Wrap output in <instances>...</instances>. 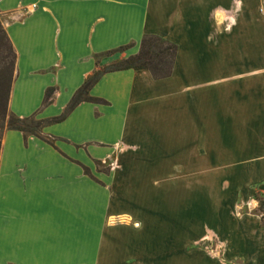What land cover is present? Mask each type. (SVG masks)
Listing matches in <instances>:
<instances>
[{
	"label": "crops",
	"instance_id": "1",
	"mask_svg": "<svg viewBox=\"0 0 264 264\" xmlns=\"http://www.w3.org/2000/svg\"><path fill=\"white\" fill-rule=\"evenodd\" d=\"M0 25L19 118L59 115L143 35L176 46L165 78L103 73L87 94L105 103L43 126L50 144L3 130L0 264H264V0H0ZM147 154L181 158L173 198L137 196L124 160ZM200 172L224 181L200 184Z\"/></svg>",
	"mask_w": 264,
	"mask_h": 264
},
{
	"label": "trees",
	"instance_id": "2",
	"mask_svg": "<svg viewBox=\"0 0 264 264\" xmlns=\"http://www.w3.org/2000/svg\"><path fill=\"white\" fill-rule=\"evenodd\" d=\"M124 47L120 46L115 51H121ZM175 51V44L155 35H143L139 40L137 51L134 54L93 71L73 92L65 108L59 115L47 119H36L32 115L19 118L7 110L10 84L14 77L13 67L15 54L0 25V137L3 129L16 130L22 133V135L31 134L50 144L48 138L40 136V131L43 126L62 120L79 102L105 103L103 100L90 97L87 94L90 86L103 73L125 69L146 70L152 79L165 78L171 72ZM111 52L108 51L105 54L108 55ZM53 92L54 89L52 87L45 89L40 107L50 102ZM83 170L86 171L84 168ZM254 199L256 200L255 211L259 217V225L264 229V196L254 193Z\"/></svg>",
	"mask_w": 264,
	"mask_h": 264
},
{
	"label": "rangeland",
	"instance_id": "3",
	"mask_svg": "<svg viewBox=\"0 0 264 264\" xmlns=\"http://www.w3.org/2000/svg\"><path fill=\"white\" fill-rule=\"evenodd\" d=\"M98 59V58H96ZM99 60V59H98ZM14 68V67H13ZM215 71H217V65H214ZM14 74V70H13ZM4 130V129H3ZM3 132V131H2ZM120 152V151H119ZM122 157H117V160L114 158L112 165L116 164L120 165L121 161L124 160ZM200 163L201 160H205V157L200 156ZM181 158H173L171 156L167 157H159L158 155L147 154L143 157H134L128 158L126 157L124 160L125 164H130L136 167V178L135 182L139 188V193L137 196L139 197H159L161 195L167 196L168 198H173L175 194V190L168 185L171 181L173 182L175 179L180 180L181 177H185L186 174H182L179 170H176L178 164H181ZM96 170L105 173L106 169L105 166L109 165L110 162H99L95 163ZM177 163V164H176ZM178 165V166H177ZM103 167V168H102ZM162 168H166V172H162L160 174V170ZM223 175L220 172H216L214 174H209V180L207 179V175L203 172L199 173V183L207 184L208 182H223ZM167 179V185L163 188V181ZM208 181V182H207Z\"/></svg>",
	"mask_w": 264,
	"mask_h": 264
}]
</instances>
